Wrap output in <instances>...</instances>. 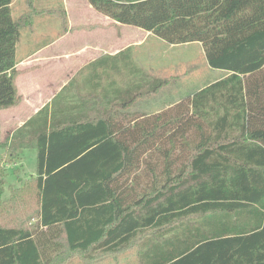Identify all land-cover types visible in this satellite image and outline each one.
Segmentation results:
<instances>
[{
  "label": "trees",
  "instance_id": "1",
  "mask_svg": "<svg viewBox=\"0 0 264 264\" xmlns=\"http://www.w3.org/2000/svg\"><path fill=\"white\" fill-rule=\"evenodd\" d=\"M86 1L168 44L201 43L229 76L150 115L126 109L163 79L109 90L92 76L83 107L70 103L71 81L10 135V157L37 152L36 176L14 191L34 193L39 208L30 227L0 225V264H65L64 250L92 261L134 242L139 264H264V0ZM12 3L0 0V111L20 102L17 44L29 24ZM118 58L129 56L91 65Z\"/></svg>",
  "mask_w": 264,
  "mask_h": 264
},
{
  "label": "rangeland",
  "instance_id": "2",
  "mask_svg": "<svg viewBox=\"0 0 264 264\" xmlns=\"http://www.w3.org/2000/svg\"><path fill=\"white\" fill-rule=\"evenodd\" d=\"M27 3V0H15L12 12V16L15 18H20L21 16L27 17L26 23H29L22 28L21 43L26 40H36L39 43H43L44 41L63 37L69 32V19H72L73 23L71 24L82 26V28L74 27V30L77 29L75 41L78 44L82 41V43H85L92 38L93 32H91L90 26L96 23L98 19L89 3L85 0H35L33 2L34 8H28ZM91 13L93 14L91 15L93 16L92 18L88 17ZM87 17L90 20L96 19V21L89 23ZM65 18L68 22L66 28L63 26ZM88 23V27H84L83 24L87 25ZM110 26L117 29L113 33L105 34V41L110 43L119 41L122 35L120 25L113 21ZM140 34L141 37L138 38L139 35L134 30L129 36H126L127 41H129L128 43H132L133 46L136 40L140 39L143 40V45L138 48L126 46L122 52H126L129 59L124 60L122 58L123 62L120 64L121 70L116 74L113 73L109 80L102 81L101 86L105 89L109 88V90L113 87L125 88L129 84H137L141 78H145L144 80L148 82L153 79H163L167 84L156 93H139L133 103L126 109L128 112L148 115L162 112H167L166 114L169 112L173 113L175 111L174 107L177 104L182 101L184 103L187 102L186 100L192 99L198 91L229 76V73L223 70L210 67L201 43L171 45L151 32L140 31ZM87 36L89 37L86 38ZM124 62H130L129 68L133 66L132 71H128L122 67ZM89 91L90 88L84 93H88ZM19 95L20 102L16 106L11 107L12 109L20 106L24 101V97L20 92ZM113 105H117L116 108L122 110L119 106V101ZM112 108L113 106L108 107L110 110ZM5 110L8 109L0 111V121L3 119L10 120V117L14 115V113L2 114ZM16 128L17 125H13L8 131H2L0 126V176L2 173L4 174L3 180L5 182V190L0 200V225L11 227L24 224L30 227L31 223L36 222V213L39 208L36 195L34 193L32 195L24 194L23 197L22 194L14 190L21 188L26 179L36 174L37 155L34 150H26L24 154L21 150H15L10 157L12 151L9 148V139L11 133L17 130ZM16 170L18 172H15ZM18 176H21V178H18ZM14 204L15 207H13ZM188 222L193 223L191 219L190 221H185V223ZM62 252H65V257L70 256V259L65 264H108V262L110 264H139L137 242H134L131 247L125 248L117 254L90 253V256L93 257L92 261L85 260L80 255H75L71 258V253L65 250Z\"/></svg>",
  "mask_w": 264,
  "mask_h": 264
},
{
  "label": "crops",
  "instance_id": "3",
  "mask_svg": "<svg viewBox=\"0 0 264 264\" xmlns=\"http://www.w3.org/2000/svg\"><path fill=\"white\" fill-rule=\"evenodd\" d=\"M14 4L15 0H13L11 5L12 12ZM90 7L97 15L96 17L98 21L93 23L96 21V19L90 20L88 18L93 17L91 16L93 15V12L87 17L89 23H93V25L90 26L91 32L93 33L92 38L85 43H82V41L80 44H78L77 41H75L77 29L74 30V27L82 28V26L71 24L73 23L72 19H69V32H67L63 37L57 38L55 40L51 39L44 41L43 43H39L36 40H26L22 43L19 41L17 44L16 56V69L19 72L17 78V87L20 94L24 97V101L20 106L2 112V114L14 113V115L10 117V120L3 119L0 121L2 131H8L13 125H17L16 129L22 127L29 119L35 116L45 106H51L53 99L73 80H76V83L70 86L69 99L73 106L75 104H79V97L88 96L89 93L91 94V91L93 90L92 87L95 86L96 83H99L98 79L94 80L96 81L95 83L92 82V76H103V79H101L100 82L109 80L113 73L116 74L121 70L120 64L123 61L119 58L113 60L108 59L106 62L107 65L105 67L102 64L92 66L91 64L93 62L104 57H115L121 53L126 46L138 48L143 45V40L141 39L136 40L134 46L132 43H128L129 41H127L126 36H129V34L135 30V32L139 35L138 38H140V31L144 30L127 25H120L122 35L120 36L119 41L114 43L106 42L105 34H109L110 32L113 33L117 28L110 26L111 22H113L112 19L100 14L91 5ZM89 23L87 25L83 24L84 27H88ZM22 35L23 32L21 31L20 40H22ZM88 37L89 36L86 38ZM79 78H81V80H79ZM89 88L90 91L88 93H84ZM78 90L81 92L79 93ZM99 91L100 90H98V92ZM75 95H77L76 98ZM75 106L83 107L81 104ZM83 110L87 111L88 107H84ZM20 150L24 154L26 150L34 149ZM34 151L36 152V150ZM35 176L36 174L30 176L29 178ZM108 264L110 263L108 262Z\"/></svg>",
  "mask_w": 264,
  "mask_h": 264
}]
</instances>
